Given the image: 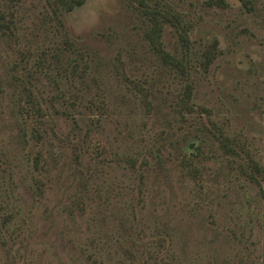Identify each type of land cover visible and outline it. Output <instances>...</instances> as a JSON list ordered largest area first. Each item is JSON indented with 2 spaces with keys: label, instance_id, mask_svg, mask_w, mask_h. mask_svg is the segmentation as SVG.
Masks as SVG:
<instances>
[{
  "label": "rangeland",
  "instance_id": "374dc122",
  "mask_svg": "<svg viewBox=\"0 0 264 264\" xmlns=\"http://www.w3.org/2000/svg\"><path fill=\"white\" fill-rule=\"evenodd\" d=\"M54 1L0 0V264H264V0Z\"/></svg>",
  "mask_w": 264,
  "mask_h": 264
},
{
  "label": "trees",
  "instance_id": "16d2710c",
  "mask_svg": "<svg viewBox=\"0 0 264 264\" xmlns=\"http://www.w3.org/2000/svg\"><path fill=\"white\" fill-rule=\"evenodd\" d=\"M86 0H55L54 3H52V6L54 8V11L57 12L59 10V12H64V11H72L75 8L82 6L85 3ZM140 2L141 5L148 7V3L146 2V0H138ZM212 3L217 4L219 6H226V0H212ZM148 16H149V20L151 21L152 25H151V29L149 31V39L152 43V47L155 49V51L157 52V54L159 55V57L162 58L163 62L166 63L169 66H172L175 70L179 71V75L182 77H185L186 75H189V71L190 68L188 67V65L185 64V57H177L176 55H173L171 53H169L163 46V43L161 41V36L163 33V29H164V25L166 22H170L175 24L178 21V17L173 15L172 13L168 14L167 12H162L159 9H149L147 11ZM59 15V14H58ZM1 20H7L8 23H2L3 25H5V28H11L12 25H15V22L13 19H7V16L4 13H0V22ZM5 30V29H3ZM185 34H187V32L185 31ZM183 40V46L188 48V43L189 40L187 39V36L182 37ZM68 43V42H67ZM212 48L209 49L210 53L207 51L205 53L204 56H206L205 60L202 62V64L204 66L208 65L209 63H211L213 61V58H215V56L217 55V47L216 45H212ZM209 55V56H208ZM56 57V56H55ZM45 58H43V61H45ZM59 58L58 56L56 57V59ZM207 59V60H206ZM77 63L74 62L72 64V67L74 70H76L77 68ZM56 85L58 86V83L56 82ZM59 88V87H58ZM25 90H28V88H26ZM29 95H32L31 92H29ZM192 95V86L191 83H189L186 87V96L187 99L190 98ZM27 103H30V106H27V111L26 114L28 116L30 115H34L35 113H41L43 112V107L40 104V102L38 100H36L35 97H31L29 99H27V101H25V105H27ZM74 107V106H73ZM221 134L223 135L224 132L223 130L221 131ZM221 143L224 147H228L225 143V141L222 139ZM258 169H260V165L257 166ZM262 169V168H261ZM264 173V169L262 170ZM263 178H264V174H262Z\"/></svg>",
  "mask_w": 264,
  "mask_h": 264
}]
</instances>
